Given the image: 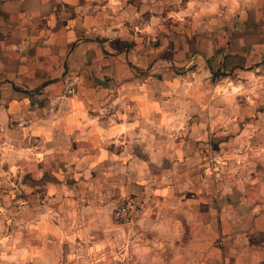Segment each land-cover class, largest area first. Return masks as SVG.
I'll list each match as a JSON object with an SVG mask.
<instances>
[{"label": "crops", "instance_id": "1", "mask_svg": "<svg viewBox=\"0 0 264 264\" xmlns=\"http://www.w3.org/2000/svg\"><path fill=\"white\" fill-rule=\"evenodd\" d=\"M115 2L0 0V158L35 170L43 188L29 251L43 264H264V169H246L225 190L197 185L189 144L166 157L187 159L182 166L161 174L151 167L158 157L150 136L181 118L210 127L205 139L227 142L215 130L223 125L214 117L216 89L226 80L230 92L238 70L248 77L264 68V22L244 17L264 14V0H165L170 15L210 19L195 29L173 24L184 29L159 44L152 18L161 0ZM237 10L239 24L216 22ZM192 61L195 83L193 68L179 73ZM219 67L226 74L211 86L214 100L201 98L210 86L205 75ZM192 106L209 116L192 117ZM8 148L19 161H10ZM216 187V200L204 198ZM128 194L140 210L120 225L113 209ZM67 237L75 257L66 263L60 242Z\"/></svg>", "mask_w": 264, "mask_h": 264}, {"label": "rangeland", "instance_id": "2", "mask_svg": "<svg viewBox=\"0 0 264 264\" xmlns=\"http://www.w3.org/2000/svg\"><path fill=\"white\" fill-rule=\"evenodd\" d=\"M95 1L101 2V0ZM115 1L105 0V2L110 4H115ZM160 4L163 10L157 7V10L160 11L157 12L158 14L155 13V17L152 18L153 23L157 25L158 44L160 39L164 38L163 36L170 33L173 29L176 32L179 28L184 29V27L180 26L175 28L173 24L178 26V23H182L185 27L195 29L201 21L210 19L207 15H170L164 8L165 0H161ZM244 17L255 19L257 22H264V14L254 15L247 13ZM215 20L218 23H222V25L224 23L239 24L243 20V16L237 10V12L231 14H219ZM249 33L251 36L252 31ZM158 48L162 51V54L167 53L166 49ZM262 61L261 63L264 64V58ZM196 66L197 63L192 61L187 65L180 66L182 68L179 69V73L184 74L186 70L193 68L194 73H192V76L194 78L191 81L195 83L197 79V75H195ZM242 72L243 70H238L233 74L238 81L236 86H230V92L224 90V85L228 87L226 80H222L220 90L216 89V93H218L216 98H218L220 106L217 110H214V117L220 118L223 125L216 127L215 130L221 133V137H223L222 135H227V142H215L211 137L205 139L203 133L210 132V127H198L195 123L194 125H186L182 123L183 119L181 118H177L176 123L172 125H157L156 133L150 135L151 141L157 139L156 153L158 159L151 166L152 170L162 174L166 173L165 170L168 168L173 170L176 166H182L187 159L176 162L175 159L172 161L171 157H166L167 155L171 156V153L177 147L182 148L187 144H189L190 149L188 160L190 166L188 170L193 177V183L197 185H200L202 181L206 184L215 182L219 183L217 186H223L222 190H225L238 180L244 179L246 169H249V171L251 169H264V68L259 72L253 71L252 75L248 77L242 75ZM225 74L226 71L221 70L220 67L207 73L205 80L208 81L210 86L208 89H206L207 87L205 88V96L203 93L201 98L205 97L208 100L213 98L214 100L215 96L212 97L213 87L211 86L214 85L217 78H225ZM193 86L196 87L195 85ZM176 95L179 94L173 95L174 100L177 99ZM195 96L192 100H195ZM186 102L190 103L188 99L187 101H181L184 104ZM191 104L193 103L191 102ZM191 112L193 114L192 117H200L201 113L204 117L209 116L208 111L196 110L195 106H192ZM139 145L143 149L142 143ZM7 152L9 153L7 154L8 158L13 157L10 160L11 162L20 160L16 151L8 148ZM213 153L215 155H212ZM28 154H30V157L25 159L29 160L31 165L34 163L33 161H36L35 156H33L36 153L34 149H31ZM15 157L18 159H14ZM9 166L6 158H0V264H43L40 259H37V252L34 251L32 253L28 249V247L32 248L33 245H36L38 241L36 237L38 229L37 210L38 205L42 203V180L36 176L33 169L23 171L15 166L12 168H9ZM5 168H7L6 171H4ZM166 175L168 177L172 176L171 173ZM221 193L219 188L216 187L212 192L202 193V195L204 198L216 200L217 195ZM130 196L136 199L137 211L134 212L132 217L128 218V209L125 208L118 215L119 208L122 205H127ZM140 204L141 202L135 194L126 195L113 209L114 222L120 225H130L139 213ZM64 223L68 226V221ZM65 224L62 226V230L67 229ZM60 243H63L62 259L66 263L70 259H74L75 256L70 255V253H73L74 241L67 237Z\"/></svg>", "mask_w": 264, "mask_h": 264}, {"label": "built area", "instance_id": "3", "mask_svg": "<svg viewBox=\"0 0 264 264\" xmlns=\"http://www.w3.org/2000/svg\"><path fill=\"white\" fill-rule=\"evenodd\" d=\"M68 92L73 93L75 92V86L68 87ZM136 199L132 196L129 197V200L127 202V205H122V207L119 208L118 215L121 214L122 210L127 208L128 209V215L127 217H132L134 215V212L137 211V205H135ZM133 208V209H132Z\"/></svg>", "mask_w": 264, "mask_h": 264}]
</instances>
